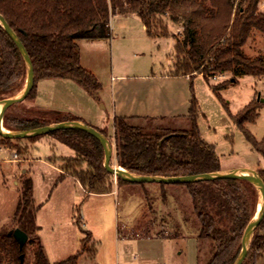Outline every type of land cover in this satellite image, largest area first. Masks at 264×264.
Returning a JSON list of instances; mask_svg holds the SVG:
<instances>
[{"label":"trees","instance_id":"1","mask_svg":"<svg viewBox=\"0 0 264 264\" xmlns=\"http://www.w3.org/2000/svg\"><path fill=\"white\" fill-rule=\"evenodd\" d=\"M263 0H0V15L15 33L31 61L34 85L25 101L36 97V84L41 80H70L84 88L97 100L101 90L95 76L80 64L79 41L110 37L109 22L115 15L137 16L151 39L171 37L174 41L172 71L169 76L189 78L200 75L205 82L229 75L228 81L210 86L214 94L225 90L237 80L250 77L264 81V55L249 58L243 47L254 32L264 35V14L258 6ZM180 25L173 35L168 24ZM26 81L25 63L13 41L0 26V101L16 96ZM218 99L232 125L243 135L251 149L260 156L263 167L257 174L264 183V136L256 141L245 126L257 120L261 104L252 101L236 115ZM13 106L6 111L2 126L7 131H28L51 124L77 122V118H60L58 113L34 112L32 118L19 117ZM28 112V111H27ZM56 115L54 122L44 118ZM197 105L191 96L189 130H162L149 133L138 121L114 118L112 121L114 161L116 167L144 177L177 178L220 171L214 147L202 140L197 126ZM95 129V128H94ZM106 138L104 129H95ZM48 136L74 152L73 158L49 159L60 163L63 173L75 179L89 195L112 192L113 176L103 167L104 152L99 142L79 130L56 131ZM45 137V136H42ZM42 137L9 140L0 137L6 146L22 155L21 143H35ZM117 186L126 184L116 179ZM19 200L13 215V226L0 231V264H25L26 246L9 236L21 230L28 237L32 261L49 264L35 238L37 227L32 200V182L25 175L19 180ZM164 185H161L163 187ZM185 186L193 212L200 224L197 240L208 241L213 250L209 264H233L241 251L245 228L254 217L258 194L254 187L239 180H217ZM91 234L81 242V250L65 261L54 264H77L80 256L93 255L87 247ZM264 253V220L254 231L249 252L242 264H257ZM22 257V261L20 260Z\"/></svg>","mask_w":264,"mask_h":264},{"label":"rangeland","instance_id":"2","mask_svg":"<svg viewBox=\"0 0 264 264\" xmlns=\"http://www.w3.org/2000/svg\"><path fill=\"white\" fill-rule=\"evenodd\" d=\"M237 3L238 0H234L235 6ZM263 3L264 0L258 6L259 12ZM124 17H111L109 38L78 42L82 67L101 85L97 100L74 81L41 80L36 84V99L15 105L17 110L13 114L32 118L34 112H53L60 118L74 117L96 125L95 120L112 116V96L116 102L133 98L130 83L135 76L169 75L173 70V39H151L141 31L137 16L132 21H125ZM168 30L176 32L171 24H168ZM254 37L255 41L250 40L243 47L244 55L249 58L264 55V35L254 32L251 38ZM120 75L125 77V82L111 80ZM229 79L230 76L225 75L207 83L200 75L191 81L188 78L187 94L190 100L194 96L197 105L196 126L204 143L214 147L220 171L244 167L241 169L257 172L263 167L262 159L232 125L218 96L231 115H236L252 101L261 104L255 123L245 126L259 142L264 136V81L243 77L218 94L211 91L210 86ZM113 83L121 88L115 96L111 89ZM58 117L53 115L44 119L52 123ZM142 125L149 133L190 129L188 119ZM103 129L112 147L110 163L116 166L113 133L109 128ZM39 141L35 146L21 143L20 150L27 148V151L20 156L15 150L0 147V231L13 226L19 200L18 182L20 176L25 175L32 182L35 238L49 264L65 261L79 253L81 242L88 234H91V241L87 247L92 246L93 255L83 253L77 264H209L212 246L208 241L197 240L200 224L185 186L130 183L117 186L113 178V193L88 195L71 181L59 184L60 175L56 169L44 164L47 158L52 162L56 158H72L74 152L48 135ZM54 165L59 167L60 163ZM27 243L25 264H30L31 248ZM257 264H264V253Z\"/></svg>","mask_w":264,"mask_h":264},{"label":"water","instance_id":"3","mask_svg":"<svg viewBox=\"0 0 264 264\" xmlns=\"http://www.w3.org/2000/svg\"><path fill=\"white\" fill-rule=\"evenodd\" d=\"M0 26L18 49L26 67V81L24 88L16 96L0 101V137L9 140H26L36 137L49 135L56 131L64 130H79L89 134L95 138L101 145L104 152L103 167L107 173L111 174L114 179H119L125 183L130 184H159V185H186L201 182H212L217 180H239L251 184L258 194L259 209L257 207L256 213L251 221L248 223L244 230L241 239V251L233 264H242L245 260L250 244L252 241L253 233L258 228L260 223L264 220V183L257 174V172L249 171L246 169H237L231 171H219L210 174H203L197 176L165 178V177H144L127 172L120 167L111 165L112 147L108 140L101 135L97 130L91 128L81 122H64L59 124H52L49 126L28 130V131H7L2 126L4 114L11 107L23 103L34 85V73L31 61L27 52L15 33L9 28L3 17L0 15ZM18 243L19 248H22L28 241V237L19 229H15L8 233ZM22 261V257H20Z\"/></svg>","mask_w":264,"mask_h":264},{"label":"crops","instance_id":"4","mask_svg":"<svg viewBox=\"0 0 264 264\" xmlns=\"http://www.w3.org/2000/svg\"><path fill=\"white\" fill-rule=\"evenodd\" d=\"M134 17L136 16H125L123 19L125 21H129V20L132 21L133 19H135ZM111 19L112 18H110V22H109L110 33L112 28ZM172 26L175 27L176 32L175 34L171 32V34L178 35L181 29L176 28V25H172ZM141 31L145 32V28L143 27L142 24H141ZM255 39H256L255 37L251 38L249 39L248 42H250V40L255 41ZM80 64H81V58H80ZM124 79L125 77H122L121 75L116 77L115 79L111 78L112 81L115 80L114 82H120V83L125 82ZM187 80H188L187 77L186 78L171 77L166 73H162V74L160 73L157 75L150 74L148 76H135L133 81L130 83L131 90L133 92V98H131L130 101L124 100V101L116 102L115 97L112 96L114 107L112 109L113 113L110 118L107 115L105 117H101L100 119L94 121L96 125L88 124L84 120L79 118H77L79 120L77 122H81L95 129L109 128L113 133L112 121L116 117L138 120L141 124H145L146 122L163 123L171 120H182V119L186 120L188 117V111L190 107V99L186 90ZM115 84L116 83L111 84V89L112 92L114 93V96L116 92L121 91L120 86L119 85L116 86ZM36 97H37V90H36ZM101 109L104 110V106H102ZM38 143H40V141H37L32 145L35 146ZM48 160L49 158L46 159V162H44V164L49 165L52 168H55L59 175H63V173L59 170V167L55 166L53 163L48 162ZM241 168L244 167H235L232 169H225V170H237ZM66 181H71L74 185L80 187L79 183L75 179L69 176H66L62 181L59 182V184H62ZM111 193H113V191ZM159 237H161V235H159Z\"/></svg>","mask_w":264,"mask_h":264},{"label":"built area","instance_id":"5","mask_svg":"<svg viewBox=\"0 0 264 264\" xmlns=\"http://www.w3.org/2000/svg\"><path fill=\"white\" fill-rule=\"evenodd\" d=\"M260 12L264 14V3L261 5ZM214 79H216V78H214ZM15 157H16V156H14V158H15Z\"/></svg>","mask_w":264,"mask_h":264},{"label":"bare ground","instance_id":"6","mask_svg":"<svg viewBox=\"0 0 264 264\" xmlns=\"http://www.w3.org/2000/svg\"><path fill=\"white\" fill-rule=\"evenodd\" d=\"M257 207H258V209H259V205H258Z\"/></svg>","mask_w":264,"mask_h":264}]
</instances>
